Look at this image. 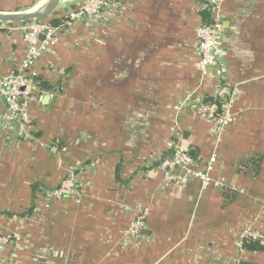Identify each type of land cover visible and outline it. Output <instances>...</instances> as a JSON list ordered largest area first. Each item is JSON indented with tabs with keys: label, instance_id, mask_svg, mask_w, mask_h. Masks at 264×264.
<instances>
[{
	"label": "crops",
	"instance_id": "1",
	"mask_svg": "<svg viewBox=\"0 0 264 264\" xmlns=\"http://www.w3.org/2000/svg\"><path fill=\"white\" fill-rule=\"evenodd\" d=\"M209 1L114 0L37 60L32 73L57 90L30 99V126L0 96V264H264V250L243 249L245 230L264 234V0H216L223 30L203 77ZM25 28L0 25V82L28 55ZM222 89L233 122L219 134L199 106ZM174 144L211 168L207 187L166 181ZM69 176L81 200L47 202ZM141 210L146 230L127 236Z\"/></svg>",
	"mask_w": 264,
	"mask_h": 264
},
{
	"label": "built area",
	"instance_id": "2",
	"mask_svg": "<svg viewBox=\"0 0 264 264\" xmlns=\"http://www.w3.org/2000/svg\"><path fill=\"white\" fill-rule=\"evenodd\" d=\"M113 4L114 0H85L80 7L62 16L58 26L43 21L26 25L24 41L28 46V55L17 70H13L9 76L3 78L0 82V96L10 112L7 117L9 120H14L18 116L22 118L25 125H31L32 122L26 109L27 104L31 98L40 97L43 94L34 83L36 74L32 73L33 68L42 53L59 42L61 30L65 26H71L76 22L92 23L100 20ZM206 10L210 12V22L202 23L197 30L199 68L203 77L208 76L216 64L217 41L223 30L220 4L216 0H210ZM228 97L226 90L222 89L218 93V105L215 102H206L199 106V110L203 115L214 120L215 132L219 134L224 132L233 122L232 97L231 101ZM173 146L172 154L160 164V168L165 171L166 181L184 184L188 178H195L199 179L204 187H207L211 183L208 172L211 168L195 170L193 168V158L188 150L180 144H174ZM214 162L215 158L212 159V163ZM174 169H181L183 171L182 175H173L171 172ZM80 190L74 177L69 176L58 187L45 191L43 195L47 202L61 200L66 197L79 202L82 198ZM146 213L147 210H141L138 213L126 231L127 236H138L146 230ZM6 239L2 241L7 242ZM243 239L264 242V234L247 229L243 233Z\"/></svg>",
	"mask_w": 264,
	"mask_h": 264
},
{
	"label": "water",
	"instance_id": "3",
	"mask_svg": "<svg viewBox=\"0 0 264 264\" xmlns=\"http://www.w3.org/2000/svg\"><path fill=\"white\" fill-rule=\"evenodd\" d=\"M65 0H49L45 7L37 8L35 10L21 12V13H9L0 11V25H14V24H30L37 21L50 18L55 12L61 8ZM43 40V38H41ZM190 155L192 156L191 152Z\"/></svg>",
	"mask_w": 264,
	"mask_h": 264
},
{
	"label": "trees",
	"instance_id": "4",
	"mask_svg": "<svg viewBox=\"0 0 264 264\" xmlns=\"http://www.w3.org/2000/svg\"><path fill=\"white\" fill-rule=\"evenodd\" d=\"M202 17H203V23H209L210 22V12L209 11H204L202 13ZM43 22H47L53 26H58L60 24V19L58 18H48L42 20ZM34 83L36 84V86L44 93H50L54 90H57L56 86L52 85L51 83H49L44 77H39L36 78L34 80ZM207 101H211V99H208ZM215 103H217V101H214ZM220 112V109L218 110ZM173 152V151H172ZM171 152V154H172ZM170 154V155H171ZM163 161V160H162ZM34 190L37 192L36 190V186L34 188ZM44 196V195H43ZM263 241L260 240H245L243 242V249L249 252H260L264 250V245H263ZM241 264H247V263H241Z\"/></svg>",
	"mask_w": 264,
	"mask_h": 264
},
{
	"label": "rangeland",
	"instance_id": "5",
	"mask_svg": "<svg viewBox=\"0 0 264 264\" xmlns=\"http://www.w3.org/2000/svg\"><path fill=\"white\" fill-rule=\"evenodd\" d=\"M43 1L44 0H32L31 3L28 4V5L25 4V3L24 4H18V5H20L19 7H13L12 5H7V6L4 7V10L6 12H9V13L27 12V11H31V10H35V9L39 8V6L43 3ZM6 3H9V2H6ZM3 4H5V3H3ZM24 6H26V7H24ZM62 8H64V6ZM50 18H58V19H60L61 15L59 14L58 11H56L55 14L52 15ZM47 20H48V18H47Z\"/></svg>",
	"mask_w": 264,
	"mask_h": 264
},
{
	"label": "bare ground",
	"instance_id": "6",
	"mask_svg": "<svg viewBox=\"0 0 264 264\" xmlns=\"http://www.w3.org/2000/svg\"><path fill=\"white\" fill-rule=\"evenodd\" d=\"M49 0H44L43 1V3L39 6V8H43V7H45V5L47 4V2H48Z\"/></svg>",
	"mask_w": 264,
	"mask_h": 264
}]
</instances>
